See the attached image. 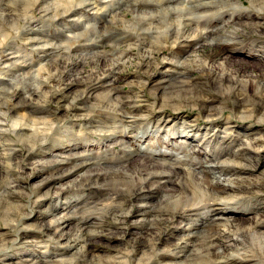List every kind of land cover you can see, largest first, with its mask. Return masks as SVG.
I'll use <instances>...</instances> for the list:
<instances>
[{
    "label": "bare ground",
    "instance_id": "bare-ground-1",
    "mask_svg": "<svg viewBox=\"0 0 264 264\" xmlns=\"http://www.w3.org/2000/svg\"><path fill=\"white\" fill-rule=\"evenodd\" d=\"M16 2L17 0H0V13L3 14L0 17V77H3L0 79V98H2L0 99V105H2L0 112L4 114L0 116V121H3L5 117L7 119L6 124H0V129H3L0 131V206L3 207L2 215L9 229H19L20 224L24 225V228L31 227L35 219L27 217L26 204L20 203L16 199L13 200L11 197L12 192L9 187H19L18 184L15 185L16 181L11 175L13 169L10 165H12L14 157L24 160L25 158L26 160L39 158L34 162L38 165L35 168V177L40 178L37 180V187L40 188L34 204L39 201L42 203L41 198L43 200L48 193L58 198L67 196L66 199L69 195L76 193L74 195L78 197L70 203L71 207L67 210L56 211L57 209H54L55 211H53L50 209L52 218L45 224L42 222V225L39 226L44 235L40 234L41 232L31 235L23 234L26 240L20 243L18 239L21 234L18 233L14 236L13 232L8 229L0 230V236L3 237V242L7 245L11 241H15L12 245L16 248L23 245L35 248L33 251H36L38 256L35 257L31 254L23 264L64 263L65 258H54L57 256L54 251H58L62 256L78 253L81 255V259L90 255L92 253L90 241L92 234L96 232V229L91 230L90 228L92 226L101 228V222L96 221V217H93L84 222L73 223V215L91 208L96 201V195L97 199H102L100 208L102 213L111 215L115 224L124 229V234L133 236L134 244L128 251V257L126 256L128 264H202L203 262H209L208 264H258L252 260L253 258L245 256V253L249 250L264 249V202L256 207L249 205L248 210H253L258 216L248 226H244L234 216L235 211L231 212L229 205L237 200L242 202L246 195L260 194V199L264 200V179L241 181L239 178L231 179L228 176H231L232 172H234L233 175L242 174V171L256 156L252 152L255 146L259 145L264 150V127L258 129L260 134L257 133L259 136L253 139L248 138L247 132L243 131L231 141H223L222 143L234 142L239 147L243 146L244 149H248L243 153L229 154L222 152L218 147L221 145V139L225 140L235 127L228 121V118L218 128V125L209 117L211 114L207 117L206 127L214 126L217 129L202 131L193 130L194 126H199L198 121L187 120L181 116L176 119L177 127L169 130L170 119L164 118L162 115L160 118L150 121L156 131H170L180 139L196 138L197 144L188 149L182 145L170 147L168 143H165L166 148L170 151L166 150L164 155H145L138 157L137 161L128 165L126 161L132 160L131 153L138 149H123L118 154H114L110 148H115L118 142L112 141L123 139L126 136L108 134L104 138L98 137L108 143L105 150L107 152L103 155H107L109 161L104 164H101L98 159L102 156L100 153L68 152L65 154L63 148H59L60 152L64 154L62 159L46 160L42 157L43 151H49L57 145L63 146V144L71 142L75 146L80 145L86 142V137H97L89 135V133L96 128L98 122L110 118L108 113L100 111V108H107L119 103L121 108L126 109L132 115L147 113H144L141 106L136 104L135 97L122 92L120 77H116L115 72L106 74L102 69L103 72H93L86 77L74 76L75 78H71L65 87L61 88L60 85L64 83V71H58L45 79L44 82H38L37 85L35 81H32L33 83L26 82L25 78H22L23 73L14 75L11 81H7L5 79L7 72L13 74L15 68H19L21 71L23 67H26L22 65H25L29 59H24L21 62L17 57L8 58L6 62L2 60L3 53L8 49L3 50L2 48L5 45L10 47L12 42L9 40L12 37V39H20L23 46H30L29 53L34 47L38 48L37 51L40 54L43 53L39 56L41 61L46 60L48 63L61 66L73 60L74 62H71L75 64V68L79 69L88 59L97 63L106 61L108 56L100 51V46H105L108 42L117 43V45L119 44L118 40L130 41L131 44L136 42L138 46L141 45L147 51L150 49L153 51V46L159 36L158 30L168 25H172L168 29V35L173 38L174 46L180 48L181 56L187 55L202 39L227 49L228 46L225 42H217L215 37L221 36L228 25L249 24L251 19L257 15L236 17L224 15L214 19H199L204 12L209 11V9L198 7L200 0H32L29 5L21 8L18 15L12 16V10L8 8V5ZM130 8L131 10H129ZM125 9L132 14L131 17L123 15ZM83 11L85 14H82ZM48 18L55 20L56 18H65L67 20V22L59 23L64 31L61 30L56 35L57 38L51 36L44 38L35 31L37 21L42 22V19L47 21ZM242 18L250 21H242ZM177 19L183 21V27L179 32L175 26ZM5 23L10 25L9 29L5 28ZM67 24L70 26L67 27ZM118 25L122 27L119 28ZM190 31L197 34L192 35ZM73 40L77 42V45L70 44V41ZM26 49L23 50L27 51ZM50 50L55 51L54 56L47 58L45 55ZM91 50L94 52L90 53ZM77 55L78 58L75 59ZM145 62L147 67L152 64L148 59ZM175 67L176 65L172 64L171 67L162 69L161 73H164L162 81H165V78L172 73L176 75L173 71ZM212 71L216 77H219L218 72ZM221 77L244 84L241 79L227 73H220V79H222ZM178 81L181 82L180 79ZM43 85L50 86L51 90L44 100H40V88ZM261 87L264 88V80L261 81ZM75 90L81 91V94L69 99L68 93ZM260 101L262 105L258 115L259 119H263L264 94H261ZM54 102L60 105L56 111L62 114L59 113L58 116L50 107ZM243 106L238 107V113H251ZM57 122L65 126L67 133L54 131V125ZM14 125L22 126L14 127ZM208 132H210L211 138H208ZM191 133L193 134L190 135ZM214 136H216V141L212 138ZM30 140H44L45 142L37 147L38 151L35 153L22 154V151L17 149V142L28 148L27 142ZM159 141L156 140L149 147L154 149ZM125 142L129 143V140ZM200 145L210 149V153L198 154L197 150ZM197 156L201 158L198 159ZM141 159L143 160L142 164L140 163ZM194 159L197 161L193 162ZM250 166L255 167L256 163ZM101 170L108 173L111 183L105 184L106 177L100 174ZM161 170L169 172L170 175L153 176L144 185V191L137 192L131 200H127L122 195H116L113 198L112 193H120L138 175L145 171ZM262 171L264 172V167ZM213 172L221 174L223 178L213 182L211 180ZM73 175L76 176L75 178L80 175L81 177L64 182ZM159 181H163L167 188L174 189L173 198L180 199L182 203L192 202L194 207L174 213L162 212L163 205L158 199L160 188L154 184ZM12 183L13 185H11ZM204 188L207 189V192L202 191ZM128 203L130 204L128 208H131V211L130 214L124 215L126 209L120 205ZM245 205L243 204V206ZM21 216H25L22 223L19 219ZM37 219L35 221L43 220L40 216ZM185 221H187V227L182 226ZM242 228L253 230L247 233L240 232L245 234L243 237L238 233V229ZM147 233H151L153 237L143 236ZM43 237H46L48 241L54 240L58 244L64 241L61 243L62 248H55L54 251L47 246L41 248ZM131 255L134 258L133 261ZM60 261L62 262L60 263ZM109 262L103 264H120L114 261ZM74 264L79 263L75 262ZM86 264L98 263L91 261Z\"/></svg>",
    "mask_w": 264,
    "mask_h": 264
},
{
    "label": "rangeland",
    "instance_id": "rangeland-1",
    "mask_svg": "<svg viewBox=\"0 0 264 264\" xmlns=\"http://www.w3.org/2000/svg\"><path fill=\"white\" fill-rule=\"evenodd\" d=\"M31 1L32 0H17L16 3L9 4L8 8L12 10V16L14 14L18 15V13L21 12V8L29 5ZM19 3L22 4L20 5ZM15 4L17 5L15 6ZM129 10H131V8ZM82 14H85V11H83ZM123 15H126L128 17L132 16V14L126 9L123 11ZM89 16H91V14H89ZM43 19L42 22L39 20L37 21V26L35 28L37 34H41L42 36H44V38L50 36L57 38L56 35L59 34L61 30L64 31V28L61 27L59 23L61 21L67 22L65 18H56V20L48 18L47 21ZM241 20L247 22L250 21L246 20V18H242ZM250 22L251 23L249 24H231L227 26V28H231L232 26H238L242 28L246 33L235 41L225 43L228 46L229 50L232 52H230L228 48L224 49L221 46H216L215 44L210 43L208 40L202 39L199 40L195 47L191 49L193 51L190 50L187 55L181 56V54L179 53L180 48H178L176 45L174 46L173 38H170L167 33L166 38H161L160 43L156 42L154 44L153 51L152 49H150V51H147L146 48L144 49L141 45L138 46V43L136 42H133V44H131L130 41L118 40V45L117 43L112 44L111 42H108L105 46H100V51L106 53L108 56V59L106 61H101L97 63L96 61L88 59L83 65L79 67V69L75 68L73 60H71L73 62L70 61V63L64 65L62 64L61 66L63 67L55 65L51 62L48 63L46 60L41 61V59H39V56L43 55V53L40 54L39 51H37L39 50L38 48L34 47L32 49V52L29 53V48H31L30 46H23V43L20 39H12V37H10L11 39L9 40V42L11 41L12 44L10 45V47L8 45H5L4 48H2L3 50L8 48L7 51L3 53L2 60L6 62L8 58L14 57L20 58L19 62L24 59L29 60L28 62H26L25 65H22L26 67H23L21 71H19V68H15V72L13 74L12 72H7V76L5 77V79L7 81H11L13 79L12 76L23 73L22 78H25L26 82L33 83L35 81V84L37 85L38 82H44L45 79H48L51 75L56 74L58 71H64V83L60 85V87L63 88L71 78L86 77L93 72H103L101 71L102 69L105 70L106 74H111V72H115L116 77H120V85L122 92H125L126 94L135 97L134 100L136 101V104L141 106L144 113L150 115V121H154L163 115L164 118L168 117L170 119L169 130H173L178 125L176 122L177 117L180 118L182 116L187 120H196L199 122V126H194L193 130L198 129L204 131V129H217L214 126L206 127L208 122L207 117L209 115L212 114V117H209L213 119V122L216 125H218V128L222 126L228 118V121L235 127L232 129V132H230L229 135L225 138V140L220 138L221 145H219L218 147L222 152L224 151L225 153L229 154L233 152L243 153L246 152L248 149H244L243 146L239 147V145L235 144L234 142H222L229 140L231 141L232 138L234 139L237 135L242 134L243 131L247 132L246 136L248 138L253 139L255 137H258L260 134V131L258 129L264 127V118L259 119L258 115L262 105L260 101L261 94H264V88L261 87V81L264 80V16L257 15L256 17H253ZM4 26L7 29H9L10 27L8 23H5ZM69 26L70 25L67 24V27ZM118 27L121 28L122 26L118 25ZM101 30L104 31L105 29ZM190 34L193 35L194 32L190 31ZM221 36H223V33H221ZM70 44L77 45V42L73 40L70 41ZM24 48H27V51H24ZM230 48L233 49L231 50ZM89 52L92 53L94 52V50H91ZM54 53V50H50L45 56L47 58H49L50 56L53 57ZM78 55L75 57V59L78 58ZM146 59L150 60V62L152 63L150 67L146 66ZM182 59H184L185 61ZM165 60L190 62L191 70L187 73V75L190 78L191 82L196 85V87L191 91L190 94L189 90L182 85V82L178 81L179 79H174L171 82L169 88L165 89L164 95H161L160 89H158V87L164 84L165 82L162 81V76L164 75V73H161V71L167 69L168 67H171V65L174 64L164 62ZM211 69L218 72L219 77H216ZM220 73H227L233 75L235 76V78L241 79V82H243L244 84L242 85V83H237L235 82V80H230L226 77H221L222 79H220ZM150 75L152 76L150 77ZM175 76L176 75L172 73L168 77ZM144 82L146 83L144 84ZM50 90V86H41L39 99L44 100ZM152 92L156 93V102L153 101V97L151 95ZM80 94L81 91L75 90L74 92L68 93L67 97L71 99L75 96H79ZM153 103L156 104L155 109L150 107V105ZM162 104H168L171 107L174 106L173 108H175L176 111L173 112L157 110ZM240 105H244L243 107L249 109L251 113H238V107ZM59 106L60 105H58L57 102H54L50 105L53 112L56 113V116H58L59 113L62 114L61 112L56 111V109H59ZM192 134L193 133H191L190 135ZM209 134L210 132H208L207 136L208 138H211ZM212 138L214 141H216V136ZM195 139L196 138L180 139L177 138L170 131L167 132L166 130H161L160 132H158L157 139L160 141L156 143V146L162 144L165 145V143H168L170 147L182 145L184 146V148L190 149V147L195 146L197 144V141H195ZM128 140L129 143H126L125 141ZM112 142H118L115 148H110L112 149V152H114V154H118L123 149L130 150L136 148V138L131 134L123 139L119 138L117 141L113 140ZM107 144L108 143L105 140L99 139L98 137L90 136L86 137V142L80 145L75 146L74 143L71 142L68 144H63V146L57 145L54 148H51V150L49 151H43L44 153L42 154V157L46 160H55V158L60 160L64 156V154H62L63 152L65 154L68 152H80L81 154H92L96 152L98 154L100 153L101 155H103L105 154V152H107L105 151L107 149ZM152 144L153 141L149 140L147 144V148L149 150H153L150 148L151 146L149 147V145ZM16 146L17 149H20L22 151V154H26L27 152L35 153V151H38V148H36L34 151L28 150L29 148L24 146L22 143L18 142ZM141 147L144 146L142 145ZM59 148H63V152H60L61 150H59ZM166 150L168 149L165 148V151ZM262 150V147H260L259 145L255 146L254 149H252V152L253 155L256 156L254 159L251 160L248 167L242 171V174L233 175L234 172H232L231 176L228 177H230L231 179L239 178L241 181H257L260 179H264V172L262 171L264 167V150ZM169 151L170 150H168L167 152ZM197 151L200 155L210 153V149L201 145ZM199 157L200 156H197L198 159L201 158ZM36 160L38 161L39 158L37 157L33 160H26L25 158L24 160L23 158L20 159L18 157H14L12 159V165H10V167L13 169V173L11 172V175L12 178H14V180L16 181L15 185L18 184L19 187L9 188L12 192L11 197H13V200L16 199L17 201L19 200L20 203L26 204V212L29 215H27V217L35 218V221L38 220L37 217L40 216L43 220L35 222L33 221L34 224L32 223L31 227L24 228V225L20 223H22L21 221L25 216H21L19 217V229H9V227H7L6 225V220L3 218L2 215L3 207L0 206V230L4 231L8 229L10 232H13L14 236H16L18 233L21 234L22 236L20 235L18 239V242L20 243L26 240L24 239L23 234L31 235L37 234L39 232H41L40 234H43L39 226L42 225V222L43 224H45L52 218V213L50 209H52L53 211H55L54 209H57L56 211L67 210L71 207L70 203L78 199L77 195H74L76 193L69 195L67 199L65 198L67 196L58 198L57 196H54L52 194L50 195L48 193L49 195L47 194L43 198V200L41 198V201H43L42 203L39 201L38 203L34 204V200L36 199V195L40 188L37 187V180L40 178L35 177V168L38 166L34 163ZM137 160L138 157H133L132 160H127L126 162L128 165H131L133 161ZM196 161L197 159L193 160V162ZM255 163V167L250 166L251 164L253 165ZM38 169H40V167H38ZM81 175L77 176V178H75L76 176L73 175L69 179L64 180V182H69L71 180L78 179L81 177ZM222 178L223 176H221V174L217 172H213L211 175V180H213V182ZM11 185H13V183ZM86 191L84 192L85 194L87 193ZM95 197L96 201L92 205V209L87 208L84 212H79L73 215V223H78L81 221L84 222L85 220H90L93 217H96V221L101 222V228L100 226H92L90 228L91 230L96 229V232L92 234V238L90 241V246L92 250V253L90 255L85 256V258L82 259L80 257L81 255L78 253L62 256L59 255L58 251H54V249L62 248L61 243L64 241H61V243L58 244L54 242V240L48 241L46 237H43L41 239V248L47 246L49 249L53 250L57 255L56 257H54L55 259H58L59 257L65 258L64 263L62 264H74L75 262L79 264H86L87 262L91 261L96 262L98 264H103L109 262L111 259V262L114 261L116 263L124 264L121 262L126 260V256L128 257L129 255L128 251L134 244L133 236L124 234V229L115 224V221L111 215L102 213V211L100 210L102 206V199H97V195ZM243 198L244 200L242 202H239L238 200L235 201L236 203L232 202L229 205V210H231V212L235 211V213H233L234 216L239 221H241L244 226H248L254 220H256L258 216L253 210H248L249 205L250 207H256L261 205L264 200L260 199V194L253 196L246 195ZM154 200L155 199L153 198V201ZM243 204L247 205L243 206ZM124 205L125 206L123 208L127 209L130 204L128 203ZM16 213L19 214V212ZM186 223L187 221H185L182 226L187 227ZM239 234L245 237V234L240 232ZM145 235L149 238L153 237L151 233L144 234L143 236ZM12 242L13 241H11L8 245L9 247L7 251H5L4 253H0V264H9L11 262L12 264H23L26 259L30 258L31 254L35 255V257L38 256V253H36V251H33L35 250V248L26 247L24 245L22 247L16 248V246L12 245ZM41 251L44 250L41 249ZM131 257V260L133 261L134 258L132 255ZM252 260H255V262L258 263L256 259L253 258ZM61 262L62 261H60V263ZM208 263L209 262H203L202 264Z\"/></svg>",
    "mask_w": 264,
    "mask_h": 264
},
{
    "label": "clouds",
    "instance_id": "clouds-1",
    "mask_svg": "<svg viewBox=\"0 0 264 264\" xmlns=\"http://www.w3.org/2000/svg\"><path fill=\"white\" fill-rule=\"evenodd\" d=\"M198 7L209 9V11L204 12L199 19H214L220 18L224 15H229L231 17L236 16H243V15H259L264 16V0H200ZM2 13H0V17H2ZM175 26L177 31L183 27V21L181 19H177L175 21ZM172 27V25H168L167 27L158 30L159 36L157 37V43H160L161 38H166L168 29ZM245 31L238 27L232 26L231 28H225L223 30V36L215 37L217 42H232L238 39L239 37L245 35ZM167 63H174L176 65L173 71L176 73L175 77H168L165 78L164 84L160 87L161 95H164L165 89L169 88L171 82L174 79H180L182 85L189 90V94L191 91L196 87L190 78L188 77L187 73L191 70L190 62H180V61H167ZM3 77H0L2 79ZM153 97V101H155L156 93H151ZM2 99V98H0ZM2 107V105H0ZM152 108H156V104L153 103L150 105ZM100 111L107 112L109 115V119L106 121L98 122L96 128L89 133V135L97 136L100 138H104L108 134L117 135V136H128L133 135L136 138V148L138 151L134 150L131 155L133 157H144L145 155L151 154H165V148L167 145H157L153 150H149L147 148V144L149 140L155 142L158 139V132L153 128V125L150 123L151 117L147 114L141 115H132L126 109L121 108L119 103L113 104L107 108H100ZM159 111H173L175 112L176 109L171 107L168 104H162ZM4 114L0 112V116ZM7 119L0 121V124H6ZM22 126V125H14V127ZM3 131V129H0ZM54 131L59 133H67V129L61 123H56L54 125ZM79 135L80 133H74ZM44 140L36 141L30 140L27 142L29 150H35L40 144L44 143ZM144 147H141V146ZM101 164H104L109 161V157L107 155H102L98 157ZM140 163H143V160H140ZM101 175H105V184L111 183L108 179V173L104 170H101ZM170 175L167 171H145L144 173L137 176V178L128 186L125 187L120 193H112L113 198L116 195H122L127 200H131L137 192L144 191V185L147 184L149 180L152 179L153 176H165ZM155 186L160 188V197L158 198L163 205L161 208L162 212L174 213L176 211L181 210H188L189 208L194 207L192 202H181L180 199L173 198L174 189H169L165 186L163 181L154 182ZM202 191L207 192V189L204 188ZM211 195V193H209ZM120 207H124L123 204ZM131 208H127L124 215L130 214ZM253 229H238L239 232H250ZM13 244L15 241L12 242ZM8 245L3 242V237L0 236V253H4L8 250ZM245 256L254 258L258 261V264H264V249H256V250H249L245 253ZM124 264H128V261L125 260Z\"/></svg>",
    "mask_w": 264,
    "mask_h": 264
}]
</instances>
